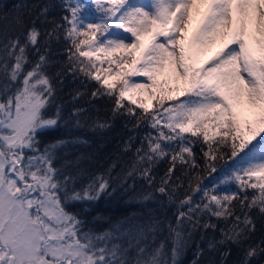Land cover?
<instances>
[{"label": "snow or ice", "instance_id": "snow-or-ice-1", "mask_svg": "<svg viewBox=\"0 0 264 264\" xmlns=\"http://www.w3.org/2000/svg\"><path fill=\"white\" fill-rule=\"evenodd\" d=\"M10 11L0 4V264H183L197 229L217 228L212 217L228 227L208 241L206 261L197 245L191 264H264V234L255 239L264 233V0H18ZM61 42L70 47L54 77ZM64 70L96 82L91 97L110 104L113 120L134 121L132 133L149 129L127 167L117 157L79 187L83 156L61 152L88 143L74 130L103 132L111 123L85 124L79 108L65 116L55 84ZM61 128L69 138L41 148V137ZM197 144L213 172L223 153L243 155L212 187L193 185ZM160 163L168 167L157 186ZM137 175L152 189L132 197L146 216L84 231L69 203L93 204ZM182 176L189 181L179 199ZM232 184L236 191L221 187ZM163 197L179 199L174 224L146 207Z\"/></svg>", "mask_w": 264, "mask_h": 264}, {"label": "trees", "instance_id": "trees-1", "mask_svg": "<svg viewBox=\"0 0 264 264\" xmlns=\"http://www.w3.org/2000/svg\"><path fill=\"white\" fill-rule=\"evenodd\" d=\"M18 2V0H0V4L6 6V10L9 11V15H14L10 10L13 8V4ZM33 2V0H29ZM40 2H45V0H40ZM54 2H59V0H54ZM70 47V45L61 42L53 45L54 55L53 59L57 61L50 69V75L55 77V74L58 71H61L62 64L59 62L67 60V54L65 49ZM32 59H35V56L32 55ZM55 84L57 88V104L63 106V111L65 116H67L74 108L83 109V122L85 124L89 123L92 120L97 118L101 120H109L111 127L106 129L103 132H95L91 129L85 127L79 130H74L72 135L79 136L82 139L86 140L87 144H76L68 146L66 152H61V156L65 157L68 160H75L76 157L83 156L81 162V167L84 168L87 172V175L82 176L78 181L76 186L79 187L81 183H88V179L91 175L100 174L108 168L109 164L113 159L119 157L120 166L127 167L132 160L135 158V149L140 147L141 139L144 137L145 133L149 131L146 127H141L135 133H132L130 129L132 128V122H128L126 117H118L112 119L111 112L109 111L110 104L103 100L93 99L91 97V92L98 87L95 81H90L85 78L82 74L74 76L71 72L67 70L63 71V74L55 78ZM79 92L81 95L74 99L76 93ZM54 112L55 109L53 108ZM130 135H134L135 139L133 140V148L127 153L122 151L124 141ZM53 138H69L68 132L66 129L61 128L56 132L49 133L41 137L42 144H47ZM195 153L197 156V162L199 168L195 169L192 175L196 178L192 180L193 185L196 183H201L208 187H212L213 184L218 183V179L225 175L231 174V168L233 167V161L238 159L239 156H242L243 153H239L237 157H232L230 152H225L214 161L216 171L213 172L211 169L207 168L205 165V159L203 153L201 152L200 145H195ZM207 150L205 146V151ZM63 163V160H58L56 166L60 167ZM118 166L113 175L120 172L121 167ZM168 167L167 163H160L155 171V181L154 183L158 186L160 183V178L164 175ZM75 173V170L73 169ZM180 175V173H177ZM184 181V188L180 189L177 193L179 199H183L184 190L188 188L189 177L182 176ZM126 188L117 187V191L110 197H103L99 201L93 204H84L79 202H70L68 209L72 212L79 213V219L84 222L83 230L91 231L94 233L105 232L109 229L115 228L120 222H122L126 217H142L146 216L145 206L142 205L135 199H132L135 193L141 191H151L147 182L143 180L140 176H136L133 179L127 181ZM221 187L226 188L230 191H236L237 185H221ZM190 191V190H189ZM249 195L252 193V189H249ZM157 197L159 194L157 193ZM198 202L200 199V194L197 193L194 197ZM177 199L175 204H169L167 198H160V203H148V209H158L156 215L161 219L171 220L172 223H175V214L177 213L176 204L179 203ZM208 218L205 217L204 220ZM135 222V221H134ZM212 223L217 224L215 230L209 228L207 230L197 229L193 234V240L190 244V247L186 250L185 255L182 258L183 264H191L192 260L195 259L194 253L197 250V245L205 249V255L202 257L203 260L209 258L207 252L208 241L215 238L220 239L221 233L220 229L228 227L223 220H217L215 217L211 218ZM166 223V221H165ZM264 234L262 232H257L255 239L259 240V237ZM167 236L166 227L165 230L158 234L155 240V244H152V240L149 239V244L152 246L158 245L159 242ZM121 243H127V240L124 237H121ZM240 253L233 249V254L230 257L231 261L239 259ZM214 258V257H213Z\"/></svg>", "mask_w": 264, "mask_h": 264}, {"label": "rangeland", "instance_id": "rangeland-1", "mask_svg": "<svg viewBox=\"0 0 264 264\" xmlns=\"http://www.w3.org/2000/svg\"><path fill=\"white\" fill-rule=\"evenodd\" d=\"M138 79H142V78H138Z\"/></svg>", "mask_w": 264, "mask_h": 264}]
</instances>
